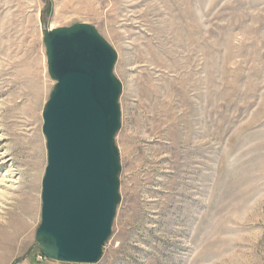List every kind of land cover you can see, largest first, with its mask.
<instances>
[{
	"label": "rangeland",
	"instance_id": "rangeland-1",
	"mask_svg": "<svg viewBox=\"0 0 264 264\" xmlns=\"http://www.w3.org/2000/svg\"><path fill=\"white\" fill-rule=\"evenodd\" d=\"M79 22L122 84L121 199L94 264H264V0H0V264H72L25 253L54 84L42 30Z\"/></svg>",
	"mask_w": 264,
	"mask_h": 264
},
{
	"label": "water",
	"instance_id": "water-1",
	"mask_svg": "<svg viewBox=\"0 0 264 264\" xmlns=\"http://www.w3.org/2000/svg\"><path fill=\"white\" fill-rule=\"evenodd\" d=\"M49 78L42 111L46 165L34 243L47 259L94 264L111 235L120 202L122 84L117 54L90 23L42 30Z\"/></svg>",
	"mask_w": 264,
	"mask_h": 264
},
{
	"label": "bare ground",
	"instance_id": "bare-ground-1",
	"mask_svg": "<svg viewBox=\"0 0 264 264\" xmlns=\"http://www.w3.org/2000/svg\"><path fill=\"white\" fill-rule=\"evenodd\" d=\"M49 28L52 29V27H49ZM34 118L36 119L35 116H34ZM39 138L37 137L33 140V145L35 147V155H36V158L38 159V161L35 160L36 169L34 170V173L31 175L29 182L27 184H25V186L28 188L33 186V182H32L33 179H31V178L37 177L38 174L40 173L39 167L41 166V162H42V160H41L42 152H41V144L39 145V142H40ZM37 142H38V146H36ZM4 161L5 160H2V161H0V163H3ZM11 177H14V176L11 175ZM11 181H12V184H18L19 185V182H17L16 180L12 179ZM12 186H10L8 188L12 189L13 191L18 190V186H16V187H12ZM21 194H23V197L21 198V202H23V204L26 206L27 210L31 209V204L29 203V200L31 199V193L25 192V193H21Z\"/></svg>",
	"mask_w": 264,
	"mask_h": 264
}]
</instances>
